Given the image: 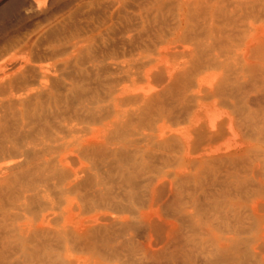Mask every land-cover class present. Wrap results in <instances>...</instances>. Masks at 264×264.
Masks as SVG:
<instances>
[{
	"label": "bare ground",
	"instance_id": "1",
	"mask_svg": "<svg viewBox=\"0 0 264 264\" xmlns=\"http://www.w3.org/2000/svg\"><path fill=\"white\" fill-rule=\"evenodd\" d=\"M54 1L0 38V264H264V0Z\"/></svg>",
	"mask_w": 264,
	"mask_h": 264
},
{
	"label": "rangeland",
	"instance_id": "2",
	"mask_svg": "<svg viewBox=\"0 0 264 264\" xmlns=\"http://www.w3.org/2000/svg\"><path fill=\"white\" fill-rule=\"evenodd\" d=\"M70 1L71 0H55L53 4L50 5L49 9L54 10L57 7L60 8L64 3L66 4ZM104 1L103 5L107 4ZM22 3L23 0H0V38L5 37V39L7 38V40H10L11 42L17 39L28 41L30 45H35L36 51H39V54L42 53L40 48L43 49L41 45L46 40L56 39L54 41L55 45L60 46L63 42L59 41L58 38L71 33V29H74L72 27L75 24L78 25L79 23H82L84 20L82 16L83 13L81 12L68 18L72 11H74V7H72L73 5H68V7H72L70 11L60 13L55 21H48L49 23H45L41 21V17L32 15L33 11L30 8L23 6ZM48 30L49 34H46ZM63 31L66 32H64L63 35H58ZM48 36L51 37L48 38ZM23 44L24 42L22 43V47ZM38 44H41L40 48H37ZM17 51L18 50L11 51L8 54L9 57L15 55L19 58L20 54ZM41 55L45 58L44 54Z\"/></svg>",
	"mask_w": 264,
	"mask_h": 264
}]
</instances>
